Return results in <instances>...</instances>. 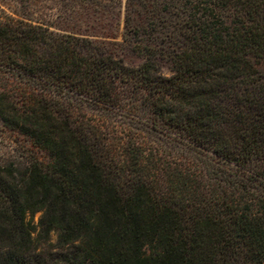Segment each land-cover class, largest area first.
Here are the masks:
<instances>
[{"label": "trees", "instance_id": "1", "mask_svg": "<svg viewBox=\"0 0 264 264\" xmlns=\"http://www.w3.org/2000/svg\"><path fill=\"white\" fill-rule=\"evenodd\" d=\"M56 1L121 41L0 18V264H264V0Z\"/></svg>", "mask_w": 264, "mask_h": 264}, {"label": "rangeland", "instance_id": "2", "mask_svg": "<svg viewBox=\"0 0 264 264\" xmlns=\"http://www.w3.org/2000/svg\"><path fill=\"white\" fill-rule=\"evenodd\" d=\"M65 11L66 14L71 13L70 10L64 9L62 2L56 0H0V18L12 16L20 19L44 21L53 24V29L56 31H73L99 40H102L103 36H114V39H105H108V41H121L122 18L113 19L106 13H95L89 8L80 6H75L74 12L76 14L71 13V17H65ZM117 53L123 58L124 63L129 66H136L141 60L134 55ZM160 73L165 76L171 74L168 63H160ZM3 81V76H0V82ZM27 144V140L22 136L6 131L0 123V160L9 155L18 158ZM39 216L40 212L28 216L32 225L36 227L34 236L37 231L36 225ZM56 236V231L51 232V243H55Z\"/></svg>", "mask_w": 264, "mask_h": 264}]
</instances>
